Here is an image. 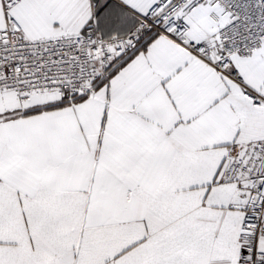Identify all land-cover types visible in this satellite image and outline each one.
<instances>
[{"label": "snow or ice", "instance_id": "1", "mask_svg": "<svg viewBox=\"0 0 264 264\" xmlns=\"http://www.w3.org/2000/svg\"><path fill=\"white\" fill-rule=\"evenodd\" d=\"M0 264H264V0H0Z\"/></svg>", "mask_w": 264, "mask_h": 264}]
</instances>
